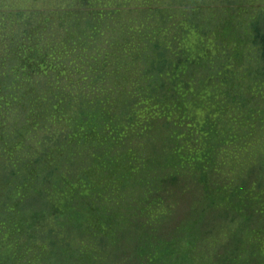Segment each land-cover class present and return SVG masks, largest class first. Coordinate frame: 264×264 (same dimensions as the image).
<instances>
[{
  "label": "rangeland",
  "instance_id": "obj_1",
  "mask_svg": "<svg viewBox=\"0 0 264 264\" xmlns=\"http://www.w3.org/2000/svg\"><path fill=\"white\" fill-rule=\"evenodd\" d=\"M259 13L264 0H0V264H205L203 252L227 260L208 251L216 241L196 246L204 204L157 225L164 214L147 190L173 161L141 130L169 101H185L162 88L164 71L186 60L181 42L198 38L209 46L183 84L196 75L200 91L199 80L222 70L221 115L264 111L251 89L264 81L252 45L262 36L249 28ZM180 131L182 143L188 128ZM148 164H158L150 182Z\"/></svg>",
  "mask_w": 264,
  "mask_h": 264
},
{
  "label": "trees",
  "instance_id": "obj_2",
  "mask_svg": "<svg viewBox=\"0 0 264 264\" xmlns=\"http://www.w3.org/2000/svg\"><path fill=\"white\" fill-rule=\"evenodd\" d=\"M249 28L262 36L252 45L258 48L256 63L264 64V13L256 15ZM199 40H194L193 45L185 43L183 46L181 42L186 60L183 65L171 64L164 71L168 84L162 88L176 89L184 97L182 106L169 101L157 115L147 117L141 130V133L148 132L144 134L147 146L154 148L157 142L162 144L164 157L173 161L164 164L166 159H160L164 174L162 179L151 183L146 198L147 201L155 200L154 208L164 214L157 221L160 226L166 220L179 221L187 206L199 210V206L205 205L202 212H196L199 215L193 221L196 246L203 247L216 241L218 251L214 250L216 245L211 244L208 251L212 249L215 253V256L211 255L213 258L219 252L223 253L227 260L222 264H264V142L255 143L258 135L257 139L261 140V132H264V111L259 109V115H221L224 104L229 102L223 82L219 81L222 70L218 71V79H209L213 82L199 80L203 82L200 91H196L197 84L193 82L196 75H192L187 86L183 84L182 77L189 74L190 63L200 62L208 49L209 45L203 46ZM254 84L251 89L264 103V81L256 77ZM188 88L196 93L186 99ZM177 108L179 115L174 114ZM152 117L163 126L153 123ZM130 125L133 128L134 123ZM181 126L184 132L188 128L182 143ZM158 164L143 167L146 181L150 182L149 179L154 177ZM137 169L139 173V167ZM137 192L135 190L136 195ZM168 196L174 201L163 203ZM163 242L168 245L172 241ZM234 243L237 249L233 247ZM203 253L205 264H221Z\"/></svg>",
  "mask_w": 264,
  "mask_h": 264
}]
</instances>
